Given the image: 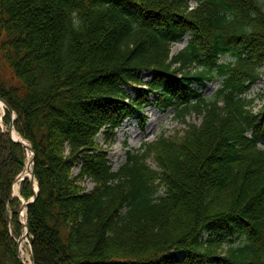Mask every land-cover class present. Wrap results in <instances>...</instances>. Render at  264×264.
<instances>
[{
    "label": "trees",
    "instance_id": "1",
    "mask_svg": "<svg viewBox=\"0 0 264 264\" xmlns=\"http://www.w3.org/2000/svg\"><path fill=\"white\" fill-rule=\"evenodd\" d=\"M191 1L0 0V98L34 152L32 264H264V104L246 97L263 78L264 1ZM151 103L187 130L113 169L98 134L112 145L126 119L142 128ZM24 161L0 129V264H20L7 212Z\"/></svg>",
    "mask_w": 264,
    "mask_h": 264
},
{
    "label": "rangeland",
    "instance_id": "2",
    "mask_svg": "<svg viewBox=\"0 0 264 264\" xmlns=\"http://www.w3.org/2000/svg\"><path fill=\"white\" fill-rule=\"evenodd\" d=\"M264 1V0H263ZM195 1L192 0L190 2L191 6H194ZM188 41V36H184L181 40L176 42L172 49L171 54H176L177 52L181 51L186 43ZM220 62L228 61L229 58L221 57L219 58ZM261 71L263 73V78L261 81L255 83L246 97L249 99H253V106L252 110L253 112H256L260 109V107L264 104V65L261 67ZM140 76L143 80H148L151 76L150 72H140ZM220 79L216 78L212 82L205 84V88L202 90L203 97L210 99L214 96V93L216 90L220 87ZM126 90L131 93V88H126ZM144 116L146 118L145 124L143 128L140 127L139 121L134 119L126 120L121 128H119L116 132L115 139L112 145H106L104 144V138L101 134H98L97 142L98 146L104 150L107 151V157L108 161L111 163L113 169H116L120 164H122L125 160L126 153L128 151H134L137 150L143 143H151L155 141L158 137L163 136L166 139H174L175 137H181L184 135L185 131L187 130L186 124H181L175 120L173 117L172 111L169 109L167 111H160L159 109L155 108L154 106H150L148 108H145ZM3 116L4 112L0 109V129L2 131H5L7 126L3 122ZM15 119L16 115L14 114ZM200 118L197 116L190 114L186 117L185 121L188 125H199ZM18 134V133H17ZM19 135V134H18ZM20 136V135H19ZM262 142H259L258 145L261 147ZM25 150V149H24ZM154 154L152 155V158H150L147 161V164L151 166L152 169H157L154 158ZM28 163V154L27 150H25V161H24V167L25 164ZM34 164V163H33ZM23 167V168H24ZM23 171V170H22ZM72 175H76L78 172V168L72 169ZM35 180V179H34ZM36 182V181H35ZM21 182L18 183V188L16 193L11 192L10 196L12 199H15L18 201L19 206L16 212V216L13 217L12 212L8 210V221H9V234L11 235L13 240H17L18 237L23 234V226L22 222L19 223L20 217L19 215L22 212L21 206L24 202L27 200L22 197L21 195ZM159 185L161 184L159 181L157 182ZM80 186L84 189L85 192H89L92 190L94 183L89 180L85 179L80 182ZM162 193V190L160 191V194ZM29 200V199H28ZM14 218V221L17 220V224L19 226V234L16 235L14 233L15 229L12 226V219ZM26 220L27 225V213L24 214V223ZM22 249L25 256L26 263L32 264L31 261V250H30V244L28 241V235L22 242Z\"/></svg>",
    "mask_w": 264,
    "mask_h": 264
},
{
    "label": "water",
    "instance_id": "3",
    "mask_svg": "<svg viewBox=\"0 0 264 264\" xmlns=\"http://www.w3.org/2000/svg\"><path fill=\"white\" fill-rule=\"evenodd\" d=\"M0 108H2V110H6L8 112V114L11 116V122L9 123L8 125V128L6 130V135L8 136V138L10 140H12L13 142L21 145L25 150H29L31 152V159L29 160L28 162V165H29V175L26 176V175H23L21 173V175H19L15 182L16 181H22L23 179L25 178H28L31 185L33 186V196L31 197V199H29L28 201L24 202L21 206V211H24V214L27 210V206L32 203L34 201V199L36 198V195H37V184L35 183V180H34V176H33V155H34V152H33V149L32 147L29 145V143H25L26 141L23 140L21 137L20 139L18 138H14L12 136V132L14 131V128H13V121L15 120V116H14V113L12 112V110L8 107V105L6 104L5 101H3L1 98H0ZM34 186H35V189H34ZM20 222V221H19ZM23 225V228L25 229V232L23 234H21L17 240H15V243H16V252H15V256L16 258L18 259L19 263L20 264H27L24 262V260L21 258V255H20V246L22 245V242L23 240L27 237L28 235V228H27V225H26V220H25V223H21Z\"/></svg>",
    "mask_w": 264,
    "mask_h": 264
},
{
    "label": "bare ground",
    "instance_id": "4",
    "mask_svg": "<svg viewBox=\"0 0 264 264\" xmlns=\"http://www.w3.org/2000/svg\"><path fill=\"white\" fill-rule=\"evenodd\" d=\"M0 106H1V104H0ZM12 136L14 137V138H18V139H20V136L15 132V131H13L12 132ZM24 140V139H23ZM26 144L28 143V142H25ZM27 154H28V162H29V160L31 159V152L28 150L27 151ZM29 165H28V163H26L25 164V167L23 168V172H22V174L23 175H26V176H28L29 175ZM18 183H19V181H16L15 183H13V187H12V192L13 193H16V191H17V188H18ZM21 214L19 215L20 217V221L23 223L24 222V211H22V212H20ZM25 232V229H23V233ZM20 255H21V258L24 260V262L26 261L25 260V256H24V253H23V249H22V245L20 246ZM27 262V261H26ZM25 262V263H26ZM27 264H29V263H27Z\"/></svg>",
    "mask_w": 264,
    "mask_h": 264
}]
</instances>
